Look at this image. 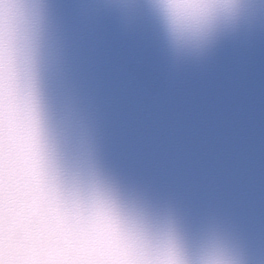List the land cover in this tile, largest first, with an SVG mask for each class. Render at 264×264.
<instances>
[{
	"label": "water",
	"instance_id": "obj_1",
	"mask_svg": "<svg viewBox=\"0 0 264 264\" xmlns=\"http://www.w3.org/2000/svg\"><path fill=\"white\" fill-rule=\"evenodd\" d=\"M43 13V97L66 163L170 215L187 250L217 236L264 264V0L203 51L176 48L147 0H43ZM13 26L0 10V38ZM4 120L0 90V215Z\"/></svg>",
	"mask_w": 264,
	"mask_h": 264
},
{
	"label": "clouds",
	"instance_id": "obj_2",
	"mask_svg": "<svg viewBox=\"0 0 264 264\" xmlns=\"http://www.w3.org/2000/svg\"><path fill=\"white\" fill-rule=\"evenodd\" d=\"M147 3L176 48L203 51L235 25L246 0ZM0 10L14 19L0 38V90L4 123L11 117L15 127L12 165L4 173L0 264H243L217 236L187 250L170 215L123 196L87 163H66L42 90L43 0H3Z\"/></svg>",
	"mask_w": 264,
	"mask_h": 264
},
{
	"label": "snow or ice",
	"instance_id": "obj_3",
	"mask_svg": "<svg viewBox=\"0 0 264 264\" xmlns=\"http://www.w3.org/2000/svg\"><path fill=\"white\" fill-rule=\"evenodd\" d=\"M15 135V127L14 124L12 122L11 117L7 118V122L5 124V128H4V136L6 139V149L7 151L9 150V148H11L12 150V141Z\"/></svg>",
	"mask_w": 264,
	"mask_h": 264
}]
</instances>
